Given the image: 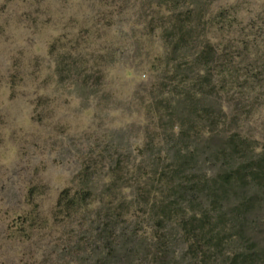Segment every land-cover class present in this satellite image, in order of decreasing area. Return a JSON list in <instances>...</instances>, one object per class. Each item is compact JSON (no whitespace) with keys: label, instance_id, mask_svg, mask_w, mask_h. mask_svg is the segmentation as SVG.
<instances>
[{"label":"rangeland","instance_id":"rangeland-1","mask_svg":"<svg viewBox=\"0 0 264 264\" xmlns=\"http://www.w3.org/2000/svg\"><path fill=\"white\" fill-rule=\"evenodd\" d=\"M186 11L204 40L235 53L240 82L251 69L261 76L242 98L236 89L220 100L224 135L238 132L260 150L264 0H0V264H264L263 180L230 188L213 212L202 195L198 209L219 239L205 255L135 202L174 154L153 97L169 70L163 35ZM208 141H198L193 167L202 181L222 166L219 142ZM86 165L93 174L78 177ZM79 188L93 194L88 211L54 220L60 193ZM121 199L133 203L111 219L106 204ZM32 212L37 227L14 226Z\"/></svg>","mask_w":264,"mask_h":264},{"label":"trees","instance_id":"trees-1","mask_svg":"<svg viewBox=\"0 0 264 264\" xmlns=\"http://www.w3.org/2000/svg\"><path fill=\"white\" fill-rule=\"evenodd\" d=\"M194 15L193 11L178 13L170 31L163 35L167 48L165 68L169 70L163 73L159 97H153L154 112L158 114L161 128L171 130L169 137L174 142V154L169 165L159 173L157 185L152 181L148 189L139 187L135 202L150 209L156 227L165 229L169 224L177 225L190 250L205 255L206 250L217 247L219 239L209 211L198 209L203 204L202 195L207 193V197L213 198V212L218 209L219 201L225 200L230 188H237L238 183L264 181V144L258 150L254 142L238 132L226 137L229 116L220 101L223 95L234 93L236 89L242 98L246 90H254L261 76L251 69L243 73L245 78L240 82L241 75L234 66L235 53L222 52L204 40L202 31L197 29L199 23H191ZM249 73L251 75L247 76ZM251 110L244 113L250 114ZM237 120L238 115H234L232 123ZM204 135L209 136L207 149L212 140L219 142L215 147L222 166L213 178L204 176L202 181L196 177L193 167L197 143ZM91 169L86 165L78 177L92 175ZM103 200L101 196L100 202ZM92 201L93 194L87 188L63 190L54 207V220L71 221L72 217L88 211ZM132 203L121 199L119 204L113 205L115 202L110 201L106 209L111 219H120ZM36 218L32 212L19 217L14 226L22 231L33 230L39 221Z\"/></svg>","mask_w":264,"mask_h":264}]
</instances>
